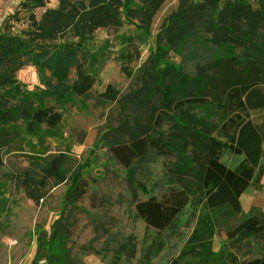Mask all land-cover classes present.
I'll return each mask as SVG.
<instances>
[{"label": "rangeland", "instance_id": "374dc122", "mask_svg": "<svg viewBox=\"0 0 264 264\" xmlns=\"http://www.w3.org/2000/svg\"><path fill=\"white\" fill-rule=\"evenodd\" d=\"M23 1L0 0V32L6 27L16 33L27 29L30 11L20 7ZM131 1L127 22L120 27L98 28L87 42L88 69L97 78L91 93L81 97L68 91L57 101L41 96V103L53 105L55 111L62 114L56 127L39 124L33 133H27L22 118L14 114L11 121L0 122V264H113V256L105 247L109 235L133 233L137 241L141 239L144 223L133 218L134 202L146 199L149 194L160 196L163 193L167 186L165 167L175 161L176 156L161 155L148 145L143 155L127 160L134 171L131 179L113 147L130 145L134 138L162 141L173 129V120L169 117H165L159 126L155 123L161 113L160 95L155 85L171 81L168 68L155 66L157 35H162L163 62L182 64L191 76L209 77L215 89L214 101L208 98L206 106L173 107L174 113L215 122L219 114L225 112L216 107L225 100L228 87L240 83L241 77L245 76L248 82L258 86L254 100L264 105V17L258 16L253 27L240 22L239 31L249 28L255 47L236 40L237 47L230 49L228 42L212 39L210 42L216 47L213 55V48L207 46L205 39L211 34L205 35L204 29L202 34L205 36L200 39L198 35L209 19V4L205 3L199 10L196 3L199 5L200 0ZM229 1L245 3L254 10L259 8L257 0ZM181 3L183 13H186L184 20L192 24L194 32L182 41L181 33L178 38H169L174 37L172 32H167L168 36L165 34L169 17ZM57 6V0H47L45 7H37L32 12L40 19L46 8ZM16 9L19 20L12 17ZM215 24V33L231 30L229 23ZM234 49L236 56L245 52L252 55H242L238 59L242 67L253 60L245 72L230 61ZM212 55L217 63L229 60L224 62L226 71L217 73ZM253 67L259 74L252 79ZM13 79L16 84L9 86L12 88L6 90L0 86V94L4 89L6 94L15 93L16 98L10 99L8 105L17 102L18 96L40 95L47 91V83L57 84L48 72L31 63H25ZM70 82V79L65 81L66 84ZM108 83L119 90L115 101L98 96ZM246 116L261 135V155L251 159L256 175L240 197L242 213L235 216L228 208L208 212L214 229L213 261L209 264H239L264 255V229L237 246L229 243L226 236L227 225L249 215L258 216L264 226V107L255 112L249 110ZM59 156L62 171L68 179L59 182L52 177L43 181L40 168ZM243 157L244 153L239 156L224 154L222 159L233 165ZM74 172L81 175L84 188L79 198L69 194L70 177ZM27 175L29 189L40 197L37 202L28 197L21 184ZM199 215V207L193 204L178 215L164 231L167 244L153 264H165L181 251ZM135 263L136 259L123 258L118 264Z\"/></svg>", "mask_w": 264, "mask_h": 264}, {"label": "trees", "instance_id": "16d2710c", "mask_svg": "<svg viewBox=\"0 0 264 264\" xmlns=\"http://www.w3.org/2000/svg\"><path fill=\"white\" fill-rule=\"evenodd\" d=\"M57 1L58 6L46 8L40 19L36 18L32 10L45 7L47 0L21 2L20 7L30 11L27 29H20L16 33L10 27H6L0 32L1 88L7 90L12 88L10 85L16 84L13 75L25 63L33 64L57 80V84L47 83V91H42L40 95L18 96L17 102L12 105H8V102L16 98L15 93L6 94L4 89L0 94V122L11 121L14 114L22 118L27 133H33L39 124L54 128L62 120V114L55 111L53 105L46 106L41 103V96L51 97L57 101L61 99L58 97L64 96L68 91L81 97L91 93L97 78L88 69L90 53L86 48L87 42L93 38L96 29L120 27L127 22L133 4L131 0ZM147 1L152 3V0ZM205 3L210 5L211 13L208 21L203 24V30L198 31V35L201 39L208 33L211 34L210 38L205 39L208 42L207 46L213 48V55L216 47L210 42L212 39L220 38L223 42H228L230 49L235 48L236 40L243 45L247 43V46L255 47L249 28L239 31V26L240 22H243L245 26L253 27L258 16L264 17V0H257L258 10L245 3H234L229 0H200L196 6L200 10ZM17 12L18 9L14 11L12 17L19 20ZM185 14L181 3V7L179 6L169 17L165 34L167 36L169 35L167 32L174 34V37L172 35L168 36L169 38H178V34L181 33L182 41L187 34L194 35L191 30L192 24L184 20ZM216 22L220 26L229 23L232 32L222 30L215 33ZM204 29L205 35L202 34ZM227 36L229 37L226 38ZM241 37L244 39L241 40ZM161 40L162 35H157L155 66L156 68L162 66L161 69L168 68L171 71V81L155 85L161 100V113L155 123L159 126L165 117H169L173 120V129L162 141L134 138L130 145H115L113 152L123 160L131 179L134 171L129 167L130 162L127 160H131L133 156L143 155L148 145L161 155L176 156V160L169 162L165 167L167 172L164 179L167 186L163 193L160 196L149 194L146 199L134 202L133 218L144 223L141 239L137 241V236L133 233L111 234L107 237L105 247L113 256V264H118L123 258L136 259L135 264H153L166 247L164 231L171 227L178 215L190 204L199 207V220L181 251L165 264H209L210 260L213 261L211 242L214 229L208 212L228 208L235 216L242 213L240 197L256 175L251 159L261 155V135L246 116L247 111L255 112L264 107L254 100L258 86L248 82L246 76L241 77L240 83L229 86L225 100L216 107L229 115L221 113L215 122L194 115L185 118V115L174 113L173 107L181 109L183 106H206L209 101H214L215 89L209 77L202 74L191 76L184 71L182 64L163 62L164 48ZM233 51L235 54L230 61L245 72L253 60L242 67L238 59L242 55H252L245 52L236 56L235 49ZM213 55L212 60L216 64L217 73L226 71L224 62L229 60L217 63ZM252 70L250 75L253 79L259 72L254 67ZM69 79L70 84H66L65 81ZM118 95L119 90L109 83L98 93L101 99L108 101L117 100ZM35 101L37 104L33 105ZM242 153L245 157L233 165L222 159L224 154L239 156ZM62 168L60 156L52 159L40 168L42 180L54 177L59 182L65 181L68 176L63 173ZM70 180L69 194L72 193L74 198H79L84 193L81 175L74 172ZM21 184L28 197L37 202L40 197L29 189L28 175ZM263 229L264 226L256 215L238 218L235 224L226 226L227 241L237 246ZM239 264H264V255L254 256Z\"/></svg>", "mask_w": 264, "mask_h": 264}]
</instances>
